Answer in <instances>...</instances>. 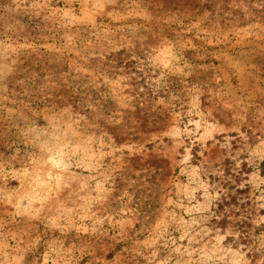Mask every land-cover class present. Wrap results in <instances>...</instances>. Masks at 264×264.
I'll use <instances>...</instances> for the list:
<instances>
[{
  "label": "rangeland",
  "instance_id": "obj_1",
  "mask_svg": "<svg viewBox=\"0 0 264 264\" xmlns=\"http://www.w3.org/2000/svg\"><path fill=\"white\" fill-rule=\"evenodd\" d=\"M0 264H264V0H0Z\"/></svg>",
  "mask_w": 264,
  "mask_h": 264
},
{
  "label": "trees",
  "instance_id": "obj_2",
  "mask_svg": "<svg viewBox=\"0 0 264 264\" xmlns=\"http://www.w3.org/2000/svg\"><path fill=\"white\" fill-rule=\"evenodd\" d=\"M245 223H247V222H245ZM247 225H251V223L249 222V223H247ZM251 226H249L248 228H250Z\"/></svg>",
  "mask_w": 264,
  "mask_h": 264
}]
</instances>
